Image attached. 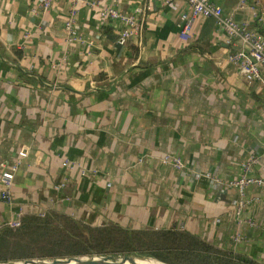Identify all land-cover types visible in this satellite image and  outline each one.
Returning a JSON list of instances; mask_svg holds the SVG:
<instances>
[{
	"label": "crops",
	"instance_id": "1",
	"mask_svg": "<svg viewBox=\"0 0 264 264\" xmlns=\"http://www.w3.org/2000/svg\"><path fill=\"white\" fill-rule=\"evenodd\" d=\"M42 1L0 0V176L19 161L0 225L58 210L92 225L185 229L264 264V184L231 183L264 181V86L230 60L237 46L216 19L197 16L184 40L185 0H78L68 41L71 1L46 11ZM214 2L261 29L251 7ZM108 7L135 16L142 35L120 45Z\"/></svg>",
	"mask_w": 264,
	"mask_h": 264
},
{
	"label": "trees",
	"instance_id": "2",
	"mask_svg": "<svg viewBox=\"0 0 264 264\" xmlns=\"http://www.w3.org/2000/svg\"><path fill=\"white\" fill-rule=\"evenodd\" d=\"M93 255L145 256L163 264H258L185 229L92 225L58 210L23 214L19 226H0V262Z\"/></svg>",
	"mask_w": 264,
	"mask_h": 264
},
{
	"label": "built area",
	"instance_id": "3",
	"mask_svg": "<svg viewBox=\"0 0 264 264\" xmlns=\"http://www.w3.org/2000/svg\"><path fill=\"white\" fill-rule=\"evenodd\" d=\"M73 7L68 14V18L65 22V30L67 33V40L72 41L77 38V8L76 4L78 0H70ZM191 8V16L183 18L180 37L184 40L191 38L192 27L194 19L197 16L204 15L207 17H214L217 23L226 31L229 37V43L237 46L236 50L230 55V60L235 63L239 68L243 76L248 81H259L264 86V34L260 30L254 28H247L230 15H226L224 9L216 4L214 0H185ZM176 0H165L166 5H174ZM51 6V0H43L41 8L48 10ZM238 7H251L254 10V19L257 23V27L264 28V0H238ZM138 13L143 12V8L137 9ZM102 15L109 16L110 18L119 22L120 37L119 44L126 45L132 38L142 35V23L133 15L120 12L114 7H108L101 11ZM27 152L20 151V158L25 157ZM162 162L173 165L174 167L181 169L186 167L184 161L178 157L170 154L162 156ZM67 164V161L65 162ZM19 165L16 163L11 169L5 170L0 176V197L8 202L13 200L11 187L14 181L15 171ZM250 163L245 164L246 170L249 169ZM209 178L211 175L206 174ZM257 182L263 183L264 181L259 178L242 176L240 179L232 181L233 185H236L241 190L250 183ZM243 202L240 203V206ZM22 213L9 221L6 224L16 227L21 224ZM43 215V214H42ZM1 226V225H0ZM239 235L233 236L234 241L241 240Z\"/></svg>",
	"mask_w": 264,
	"mask_h": 264
},
{
	"label": "water",
	"instance_id": "4",
	"mask_svg": "<svg viewBox=\"0 0 264 264\" xmlns=\"http://www.w3.org/2000/svg\"><path fill=\"white\" fill-rule=\"evenodd\" d=\"M135 256H116V255H93V256H73L68 258L54 259H27L24 261H8L0 262V264H124L128 259H133ZM145 257V256H144ZM160 261V260H159ZM118 262V263H116ZM164 263V262H163ZM168 264V263H165Z\"/></svg>",
	"mask_w": 264,
	"mask_h": 264
},
{
	"label": "bare ground",
	"instance_id": "5",
	"mask_svg": "<svg viewBox=\"0 0 264 264\" xmlns=\"http://www.w3.org/2000/svg\"><path fill=\"white\" fill-rule=\"evenodd\" d=\"M135 258H137V257L135 256L133 259H128L127 262L124 263V264H145L141 260H135V261H133ZM140 258H143V257H140ZM160 262H162V261H160ZM160 262L155 261V262H152V264H163V262L162 263H160ZM116 263H118V262H116ZM70 264H76V263L75 262H72Z\"/></svg>",
	"mask_w": 264,
	"mask_h": 264
},
{
	"label": "rangeland",
	"instance_id": "6",
	"mask_svg": "<svg viewBox=\"0 0 264 264\" xmlns=\"http://www.w3.org/2000/svg\"><path fill=\"white\" fill-rule=\"evenodd\" d=\"M137 258H135L133 261L135 260H141L143 261L145 264H152V262H155V258H151V257H143V256H136ZM140 257H143V258H140ZM151 258V259H150ZM158 260V259H156ZM159 261V260H158Z\"/></svg>",
	"mask_w": 264,
	"mask_h": 264
}]
</instances>
